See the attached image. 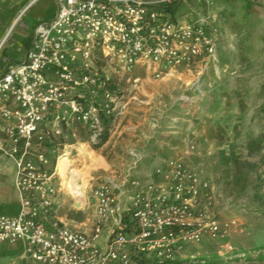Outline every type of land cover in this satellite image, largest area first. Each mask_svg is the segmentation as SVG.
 I'll list each match as a JSON object with an SVG mask.
<instances>
[{
  "label": "built area",
  "instance_id": "built-area-1",
  "mask_svg": "<svg viewBox=\"0 0 264 264\" xmlns=\"http://www.w3.org/2000/svg\"><path fill=\"white\" fill-rule=\"evenodd\" d=\"M167 6L59 0L54 17L37 25L25 59L0 76V151L15 161L21 205L17 215L0 216V242L22 241L40 264H137L138 254L154 263L173 260L184 239L230 234L235 221H189L187 200L197 194L198 179L180 158L143 181L128 171L120 181L100 182L92 189L96 217L89 232L62 219L63 185L49 147L63 143L65 129L95 126L96 97L111 100L113 73L144 66L162 78L214 50L204 24L178 22Z\"/></svg>",
  "mask_w": 264,
  "mask_h": 264
},
{
  "label": "rangeland",
  "instance_id": "rangeland-1",
  "mask_svg": "<svg viewBox=\"0 0 264 264\" xmlns=\"http://www.w3.org/2000/svg\"><path fill=\"white\" fill-rule=\"evenodd\" d=\"M182 1L162 3L178 7ZM23 2L16 0L17 10ZM188 3L191 7L175 11L174 19L204 24L214 45L212 54L162 78H155L144 66L113 73L107 85L111 100L96 97L95 126L81 123L65 129L60 135L63 143L49 147L56 168L67 153L71 168L83 169L87 176L79 203L57 169L64 186L61 214L90 229L95 218L92 189L100 182L120 181L128 171L143 181L171 159L180 158L198 179L197 194L187 200L193 213L189 221L197 224L214 218L235 224L225 238L205 234L199 240H182L173 261L264 264L263 28L239 10L241 14L231 13L222 27L218 0ZM52 9L50 1L48 11ZM24 26H32L29 14L8 35L7 48ZM2 57L3 51L0 63Z\"/></svg>",
  "mask_w": 264,
  "mask_h": 264
},
{
  "label": "crops",
  "instance_id": "crops-1",
  "mask_svg": "<svg viewBox=\"0 0 264 264\" xmlns=\"http://www.w3.org/2000/svg\"><path fill=\"white\" fill-rule=\"evenodd\" d=\"M53 1V9L48 11L49 2ZM184 0L177 7L170 10V14L175 18V11L190 8L191 5ZM59 0H24L19 7L16 8V0H0V55L3 51V59L0 63V76L14 64L23 61L31 46V41L35 34V29L40 22L51 20L57 9ZM190 5V6H189ZM246 17H253L257 24L263 28L264 32V0H218L217 15L221 21L222 27L225 25L226 18L231 14H241ZM29 14L32 20V26H24L19 30L18 38L14 40L9 48L6 47V39L9 38L15 27ZM176 19V18H175ZM1 20H3L1 22ZM14 22V23H13ZM5 121L0 113V138H4ZM16 175L15 161L2 151H0V216L1 215H17L21 209L19 194L15 188L14 179ZM62 215V214H61ZM96 217V215L94 216ZM63 221L73 228L89 232L90 229L80 227V224H73L62 216ZM95 220V218H94ZM94 222L92 223L93 226ZM107 232H104L100 245H104ZM0 264H40L34 261L26 253L25 244L22 241L0 242Z\"/></svg>",
  "mask_w": 264,
  "mask_h": 264
},
{
  "label": "bare ground",
  "instance_id": "bare-ground-1",
  "mask_svg": "<svg viewBox=\"0 0 264 264\" xmlns=\"http://www.w3.org/2000/svg\"><path fill=\"white\" fill-rule=\"evenodd\" d=\"M14 23V22H13ZM67 152V151H66ZM86 152V151H85ZM89 153V152H87ZM65 153L59 158L58 172L61 175L64 186L68 187L79 203H82L84 188L86 186V173L83 169H72V163ZM63 186V187H64ZM87 187V186H86Z\"/></svg>",
  "mask_w": 264,
  "mask_h": 264
},
{
  "label": "trees",
  "instance_id": "trees-1",
  "mask_svg": "<svg viewBox=\"0 0 264 264\" xmlns=\"http://www.w3.org/2000/svg\"><path fill=\"white\" fill-rule=\"evenodd\" d=\"M173 7L167 6V10L170 11ZM135 260L137 264H143V263H154L153 259H147L143 255L138 254L135 257ZM165 264H177V262L173 260L166 261Z\"/></svg>",
  "mask_w": 264,
  "mask_h": 264
}]
</instances>
